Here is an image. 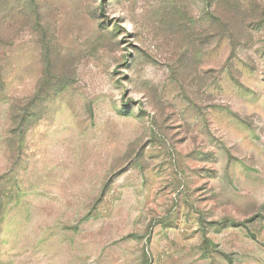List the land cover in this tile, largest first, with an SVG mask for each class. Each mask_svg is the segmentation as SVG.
<instances>
[{
    "label": "rangeland",
    "instance_id": "obj_1",
    "mask_svg": "<svg viewBox=\"0 0 264 264\" xmlns=\"http://www.w3.org/2000/svg\"><path fill=\"white\" fill-rule=\"evenodd\" d=\"M0 264H264V0H0Z\"/></svg>",
    "mask_w": 264,
    "mask_h": 264
},
{
    "label": "clouds",
    "instance_id": "obj_2",
    "mask_svg": "<svg viewBox=\"0 0 264 264\" xmlns=\"http://www.w3.org/2000/svg\"><path fill=\"white\" fill-rule=\"evenodd\" d=\"M129 30H131V26H129Z\"/></svg>",
    "mask_w": 264,
    "mask_h": 264
}]
</instances>
